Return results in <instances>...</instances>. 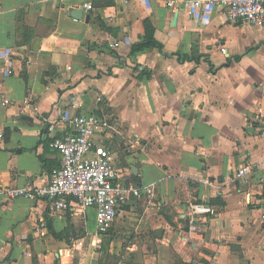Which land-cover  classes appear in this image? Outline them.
Segmentation results:
<instances>
[{"label": "crops", "instance_id": "obj_1", "mask_svg": "<svg viewBox=\"0 0 264 264\" xmlns=\"http://www.w3.org/2000/svg\"><path fill=\"white\" fill-rule=\"evenodd\" d=\"M180 1L0 0V190L49 181L76 112L116 127L94 142L117 182L153 189L100 239L91 207L0 191V264H264V26ZM146 24L160 48L132 53Z\"/></svg>", "mask_w": 264, "mask_h": 264}, {"label": "built area", "instance_id": "obj_2", "mask_svg": "<svg viewBox=\"0 0 264 264\" xmlns=\"http://www.w3.org/2000/svg\"><path fill=\"white\" fill-rule=\"evenodd\" d=\"M163 1L173 11L181 3L180 0ZM184 3L190 16L202 8H216L228 22L264 26V0H187ZM85 8L91 10L92 6L88 3ZM112 46L116 47L117 44ZM3 103L8 101L4 99ZM73 107L76 106L73 104ZM67 123L69 131L49 142V147L60 155V164L51 170L49 181L41 186L26 184L4 187L0 191L8 199L43 198L51 212L69 207H91L95 210V227L100 239L109 232L128 196H151L152 185L128 188L117 182L123 170L114 165L111 149L94 142L98 134L115 130L116 127L108 118L76 112ZM48 129L52 130L53 126L50 124ZM260 137L264 141V126L260 129ZM251 171V165L244 164L234 179H241ZM205 183L209 181L205 180Z\"/></svg>", "mask_w": 264, "mask_h": 264}, {"label": "trees", "instance_id": "obj_3", "mask_svg": "<svg viewBox=\"0 0 264 264\" xmlns=\"http://www.w3.org/2000/svg\"><path fill=\"white\" fill-rule=\"evenodd\" d=\"M156 47L160 48V45L153 39L152 30L148 24H146L145 35L141 41H138L135 45L132 46V53L141 51L145 48Z\"/></svg>", "mask_w": 264, "mask_h": 264}, {"label": "water", "instance_id": "obj_4", "mask_svg": "<svg viewBox=\"0 0 264 264\" xmlns=\"http://www.w3.org/2000/svg\"><path fill=\"white\" fill-rule=\"evenodd\" d=\"M80 14V12L76 9L73 10V13L72 15L75 17V18H80V16H78Z\"/></svg>", "mask_w": 264, "mask_h": 264}, {"label": "rangeland", "instance_id": "obj_5", "mask_svg": "<svg viewBox=\"0 0 264 264\" xmlns=\"http://www.w3.org/2000/svg\"><path fill=\"white\" fill-rule=\"evenodd\" d=\"M90 223H92V222H90ZM90 228H92V225L90 226Z\"/></svg>", "mask_w": 264, "mask_h": 264}]
</instances>
